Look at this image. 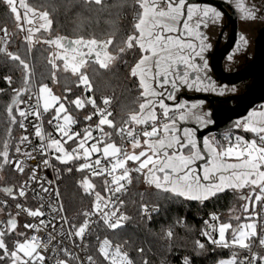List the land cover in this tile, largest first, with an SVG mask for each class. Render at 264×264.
<instances>
[{"label":"snow or ice","instance_id":"1","mask_svg":"<svg viewBox=\"0 0 264 264\" xmlns=\"http://www.w3.org/2000/svg\"><path fill=\"white\" fill-rule=\"evenodd\" d=\"M88 2L101 4V0H88ZM5 3L10 12L14 14L18 27H21V13L18 11L17 4L24 9V22L32 25V27L24 29L28 33L25 39L30 44L34 32L50 29L52 21L48 18L46 11L36 14L25 5L24 0H5ZM137 3L141 9L135 24L138 34L130 35L124 46L119 47L116 55H112L108 51L112 44L111 38L107 40L85 39L83 37L69 39L57 36L55 39L43 41V43L54 46L57 50L49 57V63L54 69L53 79L55 80V70L58 67L56 60L60 59L63 61L62 70L77 76L79 78L78 84L84 86L86 92L91 90V84L86 71L82 72L81 69L89 61L107 69L120 54L131 49L134 43L144 53L131 69V75L139 79L144 102L139 105V112L130 114L129 118L117 129L122 141L120 146H117L115 142L104 143L106 138L111 139V133L104 132L103 126L115 127L113 121L108 119L111 112L107 108L97 109V114L100 116L98 124L94 129L91 126L86 127L83 137L80 138V133L72 132L71 126L76 123L75 118L67 113L63 103L59 104L56 114L53 120L49 121V124H53L55 121L54 127L60 133L61 139L67 138L64 143L78 138L77 145L71 152L64 148L61 139L54 138L51 133L42 135L41 128L36 127L35 134L41 138V152L50 151L54 148L57 153H60L56 158L62 163L83 159L84 163L80 165L78 171L88 169L93 176H101L106 172L107 176L110 177V181L104 180L105 191L110 194L107 198L95 191L94 185L89 182L87 177L82 181L84 191L94 194L95 204L91 213H84L86 217L84 223L79 228L73 226L74 230L69 232V236L79 237L83 241L89 228L90 217L96 214H100L108 228L115 230L122 227L123 222L128 218L123 213L117 215L120 208L123 207V201L118 198L113 200V196L126 190V185L132 181L131 173L136 172L143 174L146 182L154 185L157 189L195 201L208 199L225 189L235 191L248 187L250 189L248 195H241L240 198L248 202L243 205L244 212H248L249 203L253 206L252 213L245 217L251 222L239 223L236 227H233L231 223H220L218 228L215 225H210L211 232H218L219 238L213 239L211 232L208 231L204 232L203 235L208 236L212 243L221 247L228 248L239 245L250 250V244L245 241L256 235L255 218L259 214L255 211V205L261 204V208L264 210V111L259 113L253 111L246 120L238 122L236 125L254 134L251 141L243 140L237 136L233 142L230 136H225L227 143L219 144L215 140L204 138L202 141L203 148H201L200 142L195 137V129L189 127L181 129L178 127V123H187L191 118L200 126H207L212 122L207 118L210 114L195 112L194 110L202 107L198 103L181 102L175 106L165 103V100H174L176 91L181 87L197 92L217 91L215 81L207 75L209 65L205 53L210 48V44L206 43L207 37L201 29L207 27L210 20L215 22L220 19L222 13L213 6L188 3V0H137ZM241 10L244 12L245 19L255 16V12L252 10L247 8H241ZM30 13L34 19L42 22L33 24V20L28 18ZM181 20H183L182 25ZM4 32L5 36L9 35L6 29ZM36 42L41 41L37 40ZM241 42H245L243 36H241ZM61 53H72V55H62ZM7 55L12 60L19 61L24 67L25 90L31 91V86L28 83L31 73L28 72V65L19 55L12 53H7ZM6 79L11 82L10 78ZM16 91L19 94L20 90L17 89ZM224 91H226V86H221L219 93L222 95ZM35 95V105H30L23 110L17 109L19 117L22 118L20 120L21 127H24L23 121L29 115H34L39 119L41 109L47 112L51 107H55V103L60 100L59 97L52 94L51 89L46 84L42 85ZM72 103L77 108L84 106V101L80 98ZM87 103L95 107L94 99H88ZM103 103L108 105L109 100L104 99ZM157 107L162 110V116L164 120L168 121L167 123L157 124ZM8 111L11 122L15 124L16 117L11 115L12 109L9 108ZM169 112L173 113L171 117H169ZM86 119L91 120L92 116L90 115ZM149 124L151 130L145 128L142 133L136 131L135 126ZM129 125H133V127H129ZM93 131H98L100 135L93 137ZM141 135L144 137L143 144L141 143ZM90 140H95V143L86 147ZM25 141H27L26 136L20 138V144ZM124 141L130 144V148L125 146ZM101 144H103L102 148L100 147ZM137 149H139L138 152ZM186 149L187 154H185ZM16 152L21 153L19 145L16 147ZM94 153H102V155L95 161H91V156ZM22 154L34 158L29 152L25 151ZM0 157H3V163H0V167H3V164L12 163L8 158L7 143L0 151ZM102 159L107 161V167L101 164ZM129 161L136 166L134 168L129 167ZM197 162H203L199 168ZM47 163L48 161H45V164ZM16 168L23 172L22 162H16ZM34 178L35 171L33 172ZM49 183L52 182L49 181ZM43 190L48 191L47 188ZM5 191L10 193L11 189H5ZM19 195L21 197L25 195L24 188L20 189ZM17 207L21 206L17 205ZM105 209L108 210L105 211ZM56 210L53 208V211ZM25 211H28L32 217L44 215L40 209ZM142 211L147 214L149 210L147 206H144ZM212 219L217 220L218 217L213 215ZM235 219L240 220V217L237 216ZM41 225L47 226L45 221L41 220L39 225L26 224L25 227L34 228L38 231ZM15 228L16 220L14 218L9 219L6 226L0 227V249L4 251V256H0V260L7 257L12 264H43L44 257L37 252L41 242L35 235L24 242L16 241L15 250L9 251L4 236L6 232L10 233ZM229 229H231L230 241L225 238L226 231ZM18 235L24 234L18 233ZM167 235L171 237V230L167 232ZM52 239L50 234L48 243H51ZM197 243L198 248H204L203 244ZM260 244L264 245V233L261 235ZM44 247L46 248L47 244ZM98 250L108 264H132V261L128 259L127 252H122V246L117 244L113 248L112 242L108 238L100 242ZM62 251L69 258L78 259L67 248ZM18 253H22V255ZM259 258L264 261V257ZM87 259L88 264H95L93 257L89 256ZM252 259L253 262L257 259L255 254ZM56 264H67V261L57 259ZM185 264H190V262L186 259ZM219 264H236V254L233 253L232 258L228 260H220ZM240 264H245V262L241 261Z\"/></svg>","mask_w":264,"mask_h":264},{"label":"trees","instance_id":"2","mask_svg":"<svg viewBox=\"0 0 264 264\" xmlns=\"http://www.w3.org/2000/svg\"><path fill=\"white\" fill-rule=\"evenodd\" d=\"M27 6L36 12H47L48 18L52 21L50 29H41L34 32L31 44L25 37L27 31L17 26L14 14L6 5L4 0H0V30L8 29L11 35L10 53L19 55L22 60L34 71L36 86L48 84L49 86H59L62 90L61 96L66 103L72 117L80 124L91 112L93 105L87 103V97L94 99L95 105L99 104L101 98L106 94H111L114 99V120L119 126L127 120L130 114L139 112V105L142 103V89L138 82L129 73V66L121 67L123 58L107 68L93 67L87 71L91 84V90L85 91L84 86L77 84L78 77L64 73L56 74L53 79V67L49 63L51 48L43 41L49 37L60 34L67 38H104L116 36L118 45L125 42V23L113 16L111 7L99 9L96 5H87L78 0H27ZM39 40L41 42L37 43ZM11 76L12 84L19 87L25 86V69L19 61L12 60L8 55L0 54V89L5 88L7 83L4 78ZM29 83V81H28ZM84 101L82 108H77L75 99ZM15 97L9 91H0V151L5 143L8 144L9 156L13 154L15 146L20 140L21 134L18 129L19 115L16 104L13 105ZM11 115L16 117V123L10 120ZM54 109L47 112L45 117L46 129H54L52 115ZM242 135L241 130H236L228 134H221L217 137L219 144H226L225 136ZM244 137H253L251 132L245 131ZM77 139L70 140L67 146L71 149ZM9 158V157H8ZM60 169L61 182L59 185L60 195L63 199L65 211L71 222L76 225L81 224L84 213L89 212L94 206V198L89 196L82 187V181L87 177L96 190L102 191L103 182L101 178H94L88 169L78 171V166L84 162L72 160L69 163H59L53 160ZM3 163V157H0ZM136 165L134 164V167ZM71 169V171H69ZM23 177L14 173L8 166L3 164L0 167V190L8 196H12L23 183ZM143 174L133 172L132 188L129 195L124 199L125 208L131 224L127 227L107 231L106 235L117 243H126L130 257L138 264H174L179 260H188L190 264H217L220 259L229 257L232 248L217 247L201 242L199 233L202 230L201 215L210 210H219L222 220H231L236 226L245 219L241 195L245 192L226 189L208 199L202 201L189 200L184 197L174 195L171 192L151 187L145 182ZM11 189V192L5 191ZM146 204H153L160 208V213L152 221L147 222L139 217L142 207ZM8 220V212L4 210ZM239 216L240 220L235 217ZM171 230L169 237L167 232ZM18 231L6 232L5 243L9 251L15 250V242L22 241L23 236L18 235ZM90 253L95 264H108L100 254L93 237H90ZM204 248H198V243ZM138 248H142L138 252ZM0 256H4L3 249H0ZM10 259L5 257L0 260V264H9Z\"/></svg>","mask_w":264,"mask_h":264},{"label":"built area","instance_id":"3","mask_svg":"<svg viewBox=\"0 0 264 264\" xmlns=\"http://www.w3.org/2000/svg\"><path fill=\"white\" fill-rule=\"evenodd\" d=\"M5 29L0 30V54L7 55V53H10L9 47H10V41H11V35L8 29L7 32L9 35L5 36ZM121 67L126 66L125 62L123 61L121 64ZM6 78H10L11 82H9ZM5 82L7 83V86L5 88L0 89V91L9 90L14 97L18 96L22 91H25L24 94H22L18 100V103H16L17 109L23 110L30 105L36 104V95L35 93L38 92V89L36 86L33 88L31 87V91L25 90V86L19 87L18 85L12 84V78L11 76H6L4 78ZM17 89L20 90L19 94H17ZM31 97V98H30ZM90 99L87 97V100ZM104 99L109 100V104L105 105L103 103ZM109 112H111V116L108 117V119H111L115 125L114 128L109 127L108 125L103 126V131L106 133H111V139L108 140L107 138L104 140V143L109 142H115L117 146H120L122 141L120 138V135L117 133V129L121 127L117 125L116 121L114 120V99L111 94H106L101 98V101L99 104L95 105V107L92 108L91 112L88 114V116H92L91 120H87L86 118L83 120L82 123H76L72 125V132H78L80 133V138L84 135V129L86 127L91 126L93 129L98 124L100 116L97 114V109H105ZM47 112H44L41 109V116L39 119H37L34 115H29L26 120L23 121L24 127L20 126V120L22 119L19 117L18 122V129L20 131L21 137L26 136L27 141H25L23 144H20V140L15 146V150L13 154L9 156V160L12 161V163H9V168L18 175H21L23 179V183L21 186L18 187L16 192L12 196H8L5 193H3L0 190V207L3 208V210H6L8 212V219H16L17 220V226L14 229L15 231H18L19 233H23V239L21 242H24L27 239H30L33 235L37 236L40 240V246L37 248V252L44 257L43 264H56L57 259L65 260L67 261V264H88V257L91 256L90 253V237H93L95 240V243L97 244V247L99 249L100 242L108 238L113 245V248L117 244H120L122 246V252H127L128 259L130 257V253L127 249L126 243H117L115 241H112L107 235V231H113V229H110L107 227L105 222L101 219L100 214H96L90 217V224L89 228L87 229L83 241L79 237L76 236H69V232L74 230L75 228H79L85 221L76 225L75 223L71 222L68 218L65 206L63 203V199L60 195L59 185L61 182V173L58 166L55 165L53 162L54 154L53 152L55 149L53 148L50 151L41 152L40 146H41V138L36 136V127L39 126L41 128L42 135H46L48 133H51L52 136L56 139H61L60 133L54 129H46L45 126V117ZM172 112H169V117L172 116ZM87 116V117H88ZM161 122L167 123V120H164L162 114L157 116V124L159 125ZM55 124V121H54ZM129 127H133V125H129ZM136 131L142 133V131L147 128L148 130H151V126L149 125H139L135 126ZM100 133L98 131H93L92 136L98 137ZM20 137V138H21ZM254 138V134H253ZM78 139V138H74ZM144 137L141 135V143H143ZM62 141V139H61ZM92 143H95V140H90ZM69 142V141H68ZM67 142V143H68ZM45 143H47V140H45ZM66 143V144H67ZM125 146H128L130 148V144H128L127 141L123 142ZM88 144H86V147H88ZM17 145L21 148V153L16 152ZM77 142L75 145L71 147V151L74 147H76ZM100 147H103V144L100 145ZM34 149H36L34 151ZM29 152L31 153V157H26L22 153L23 152ZM102 155V153L93 154L91 157V161H95L97 158H99ZM81 160V159H79ZM45 161H48L47 164H45ZM16 162H22L23 166V172L19 171L16 168ZM101 164L107 167V161L102 159ZM94 166V165H93ZM128 166L131 168H134V163L129 161ZM35 171V178L33 179V172ZM90 172V170H88ZM133 172L131 173L132 176ZM93 176V175H92ZM94 178H101L102 181L105 179H108L110 181V177L107 176V173L105 172L104 175L101 176H93ZM51 181L52 183H49ZM133 182L131 181L130 184L126 185V190H123L121 193H117L115 196H113V200H116L117 198L120 201H123V207L120 208V212L117 213L119 215L120 213H123L127 218L128 214L126 211V208L124 206L125 201L124 199L129 195V191L132 188ZM21 188H24L25 195L21 197L19 195V191ZM47 188L48 191L45 192L43 189ZM95 191L100 192L101 196L107 198L109 193L105 191V186L103 182L102 191L96 190ZM57 192L59 195L57 196ZM89 196H92L94 198V204H95V197L94 194H89ZM17 205H20L21 207H17ZM62 206V207H61ZM144 206H147L148 213L145 214L142 209ZM139 213V217L142 220H146L147 222L152 221L157 215L160 213V208L158 206H155L153 204H146L144 205ZM53 208H56V211H53ZM94 208V206H93ZM93 208L88 212L91 213L93 211ZM40 209L44 213L43 216H37L32 217L28 214V211L25 210H36ZM108 209H105L107 211ZM256 213L259 215L256 216L255 222H256V235L251 237L249 240H246V243L250 244V250L248 248H242L239 245L232 246V254H236V264H240L241 261H244L245 264H264V261H262L259 257H264V245L260 244V238L262 233H264V210L261 208V204H257L255 207ZM215 215L218 217L217 220H213L212 217ZM150 216V219H149ZM221 212L219 210H210L201 215V221H202V230L199 233V239L201 242L208 243L217 247L218 246L209 240L208 236L203 235L204 232L208 231L211 232L210 225H215L217 228L220 224L221 220ZM43 220L46 223V227L41 225L39 227V230L37 231L34 228H26L25 225H39L40 221ZM131 219H127L123 222V227H127L131 224ZM207 222V223H206ZM251 222L246 219L241 220L239 223H247ZM238 223V224H239ZM7 221L4 222L3 220L0 221V227L6 226ZM237 226V225H236ZM233 226V227H236ZM117 228V229H119ZM116 230V229H115ZM231 231V229H230ZM53 237L51 243H48L49 235ZM213 239H218V232H211ZM99 238V239H98ZM47 244V247L45 248L44 245ZM67 248L70 252L74 253L78 259H71L68 256L64 255L63 249ZM55 250V251H54ZM142 248H138V252H141ZM19 255H22V253H18ZM256 255L257 259L253 262V255ZM9 264H12L10 261ZM174 264H185V260H179L176 261Z\"/></svg>","mask_w":264,"mask_h":264},{"label":"flooded vegetation","instance_id":"4","mask_svg":"<svg viewBox=\"0 0 264 264\" xmlns=\"http://www.w3.org/2000/svg\"><path fill=\"white\" fill-rule=\"evenodd\" d=\"M78 1L87 5H96L100 10L111 7L113 16L125 23V41L130 35L138 34L135 29V24L137 23V17L141 12V9L137 3V0H101V4L99 5L88 2V0ZM24 3L27 6V0H24ZM188 3L213 6L222 13L220 19L216 20L215 22L210 20L207 27H202L201 29V31H203L207 37L206 43L210 44V48L205 53V58L207 59L209 65V71L207 75L211 80L215 81L217 85V91L197 92L194 90H188L186 87H181L176 91L175 99L172 101L165 100V103L169 104L170 106H175L181 102H187L189 104H201L202 107L194 111L210 114L207 118H209L212 122L207 126L202 127L198 123L193 122L190 118L189 122L187 123H178V127L181 129L184 127L195 129V137L199 141V131L204 130L207 127H213L216 123L215 118H219L218 126L222 129L224 128V131L209 133L204 135L202 138V140L204 138H209L210 140H215L217 142V137L221 134L242 130L243 127H237V123L246 120L253 111L257 113L264 111V102H260L251 107L245 116L234 119L231 122L228 120L224 121L225 111L227 108L235 107L237 104L235 98L229 100H226V98L236 97L244 94L252 87L255 81V77L252 76L237 84H229L227 83L225 77L226 75L229 76L231 74L233 75L242 72L253 62L256 54L257 38L260 32L264 30V0H188ZM17 7L18 11L21 13V18H24V9L21 8L19 4H17ZM241 8H247L254 11L255 16L245 19L244 12L241 10ZM33 12L39 14V12L34 10ZM29 17L33 18L31 13L29 14ZM182 23L183 20H181V25ZM23 24V28H29V24H26L25 22ZM57 36L62 35L55 34L48 39H55ZM116 36L95 39L107 40L111 38L112 44L109 46L108 51L110 54L116 55L119 47H123L125 43L124 42L123 44L118 45V39ZM241 36L245 38L244 43L241 42ZM83 38L90 39L88 37ZM47 45L51 48L50 55L54 51H57L54 46H50L49 44ZM61 54L72 55V53ZM143 54L144 53L141 52L140 48L134 43L133 47L120 54L118 58L111 63L110 67L115 65L119 59L123 58L125 65L129 66V75L138 82L140 88L142 89L139 79L131 75V69L139 61ZM229 57H231V59H229ZM56 64L58 67L55 70V78L56 74L60 72L71 76L73 75L71 72H64L62 70V60L57 59ZM96 66L100 67L99 64L89 61L85 67L81 69V71H86L87 73V71ZM28 72L31 73L28 78L29 83L32 81L36 86L34 71L29 66ZM153 86H155V84H153ZM221 86H226V91H224L222 95L219 93V88ZM36 88L38 89L37 86ZM143 102L144 98L142 97V103ZM156 114L157 116L162 114V110L159 107L156 108ZM201 148H203V146ZM186 152L187 149L185 150V154H187Z\"/></svg>","mask_w":264,"mask_h":264},{"label":"water","instance_id":"5","mask_svg":"<svg viewBox=\"0 0 264 264\" xmlns=\"http://www.w3.org/2000/svg\"><path fill=\"white\" fill-rule=\"evenodd\" d=\"M252 76L255 77V81L250 89H248L242 95L226 98V100L235 98L237 104L235 107L227 108V110L225 111L224 121L228 120L229 122H231L234 119L245 116L248 110L256 103L264 102V30L260 32L257 38L256 54L253 62L242 72L233 75L231 74L229 76L226 75L225 79L229 84H237ZM24 93L25 91H22L18 96H16L12 104L15 105L20 96ZM215 122L216 123L213 127H207L204 130L199 131L198 138L201 147L203 146L202 138L204 135L224 131V128L222 129L218 126L219 118H215ZM8 221L9 219L7 220V223Z\"/></svg>","mask_w":264,"mask_h":264},{"label":"rangeland","instance_id":"6","mask_svg":"<svg viewBox=\"0 0 264 264\" xmlns=\"http://www.w3.org/2000/svg\"><path fill=\"white\" fill-rule=\"evenodd\" d=\"M33 16V15H32ZM29 19H32L33 20V24H37V23H39V22H42V21H39L38 19H34V18H32V17H28ZM24 23V18H21V21H20V24L22 25ZM23 26H24V24H23ZM29 27H32V25H29ZM23 29H25V28H23ZM72 77L73 78H75L76 76H73L72 75ZM79 79V78H78ZM77 84H78V81H77ZM29 85L33 88L34 86H35V83L34 82H30L29 83ZM42 85H44V84H40L39 85V87H38V90H39V88L42 86ZM50 89H51V91H52V94L53 95H55V96H57V97H59L60 98V100H59V102H56L55 103V107H51L47 112H50L52 109H54V114L52 115V117H54L55 116V114H56V109L59 107V104L60 103H63L64 104V106H65V108L67 109V113L72 117V114H71V112L68 110V108H67V105H66V103L62 100L63 99V97L61 96V93H62V90H61V88L59 87V86H49L48 84H46ZM76 100V99H75ZM74 100V101H75ZM86 100V99H85ZM85 100H83V101H85ZM63 114V113H62ZM192 121L193 122H195V120L194 119H192ZM241 132H242V135L244 134V132H245V130H244V128L241 130ZM248 132H250V131H248ZM229 132H226V134H228ZM252 133V132H251ZM231 133H229L228 135H230ZM253 134V133H252ZM237 136H233V142H235V138H236ZM240 137V136H239ZM242 138V137H241ZM67 138L65 137L64 139H62V141H61V143L64 145V148L67 150V151H69V152H71V149L67 146V144L66 143H64V140H66ZM253 139V137L252 138H250V139H247L246 138V140L247 141H251ZM68 142V141H67ZM89 144H88V147H90V145H91V141H89L88 142ZM226 143H227V141H226ZM138 151H139V149H137ZM137 151V152H138ZM187 153V152H186ZM53 154H54V158L61 164L62 162L59 160V159H57L56 157L57 156H59L60 155V153H57L56 151H54L53 152ZM94 154H97V153H94ZM92 157V156H91ZM72 161V160H71ZM70 161H68L67 163H69ZM84 163V162H83ZM203 162H197V167L199 168L200 167V165L202 164ZM82 164V163H81ZM80 164V165H81ZM80 165L78 166V168L80 167ZM145 177V176H144ZM89 180V179H88ZM145 180V182H146V178L144 179ZM89 182L91 183V181L89 180ZM147 183V182H146ZM92 184V183H91ZM147 185H149V186H151V187H155L154 185H150V184H148L147 183ZM226 190V189H225ZM237 192H245V193H247V195H248V193H249V191H250V189L248 188V187H244V188H242V189H240V190H236ZM257 191H258V189H257ZM253 199H254V197H253ZM245 203H248L247 201L245 202ZM244 203V204H245ZM257 206V204L255 205V207ZM252 211H253V206H252V204L251 203H249V208H248V212L246 213H244V216H248V215H250L251 213H252ZM4 218H6V215H5V213H4V210H3V208L2 207H0V221H2ZM220 223H231L232 224V226H234L233 224V222L231 221V220H220ZM225 238H226V240H231V231H230V229L229 230H227L226 231V234H225ZM230 258H232V256H229V257H225V258H222V259H220V260H228V259H230ZM131 261H132V264H138L137 262H135V260L134 259H132V258H129ZM219 260V261H220ZM217 264H219V262L217 263Z\"/></svg>","mask_w":264,"mask_h":264},{"label":"crops","instance_id":"7","mask_svg":"<svg viewBox=\"0 0 264 264\" xmlns=\"http://www.w3.org/2000/svg\"><path fill=\"white\" fill-rule=\"evenodd\" d=\"M237 136L242 137L243 140H246V137H244V135L238 134ZM143 144V143H142ZM138 151V150H137Z\"/></svg>","mask_w":264,"mask_h":264}]
</instances>
